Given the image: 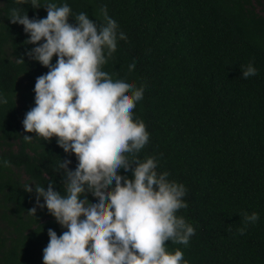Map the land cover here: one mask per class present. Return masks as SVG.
Here are the masks:
<instances>
[{
    "label": "trees",
    "instance_id": "1",
    "mask_svg": "<svg viewBox=\"0 0 264 264\" xmlns=\"http://www.w3.org/2000/svg\"><path fill=\"white\" fill-rule=\"evenodd\" d=\"M46 2L34 8L30 0H0V93L7 98L0 161H9L0 163V264H43L48 229L59 235L61 225L25 186L51 181L63 193L59 164H76L55 136L44 140L21 123L34 106L35 79L48 69L26 55L34 45L9 12L43 18ZM54 2L70 6L69 23L85 12L99 25L105 7L126 32L102 68L144 86L132 112L149 138L135 158L154 157L157 173L185 186L187 207L176 214L195 229L187 245L165 241L166 249H181L188 264H264V0ZM249 63L257 72L244 78ZM132 167L119 172L131 178ZM83 196L92 199L87 188ZM253 212L258 220L246 223L244 213Z\"/></svg>",
    "mask_w": 264,
    "mask_h": 264
},
{
    "label": "clouds",
    "instance_id": "2",
    "mask_svg": "<svg viewBox=\"0 0 264 264\" xmlns=\"http://www.w3.org/2000/svg\"><path fill=\"white\" fill-rule=\"evenodd\" d=\"M30 3L41 7L39 0ZM43 8L46 16L39 19L16 8L9 12L11 22L22 25L27 43L34 45L26 55L48 69L35 79L34 106L21 121L23 129L44 140L55 136L63 151L76 157L71 170V161L59 164L66 177L63 193L55 191L51 181L47 187L25 186V191H35L37 206L46 207L61 225L59 235L48 229L43 264H188L181 249L168 251L164 243L187 245L195 232L176 214L187 207L182 199L186 188L170 181L166 171L157 173L154 157L141 161L134 155L149 138L143 120H134L132 112L144 86L102 68L117 46V34L123 37L126 32L118 29L105 7L99 9V25L85 12L69 23L67 3L58 6L47 0ZM134 63L130 60L129 68ZM256 72L249 63L241 76ZM4 103L7 98L0 93ZM133 162L131 178L121 175L119 169L127 171ZM0 163L8 166L9 161ZM85 188L92 199L84 198ZM29 211L33 214L36 208ZM244 220L255 223L258 214L244 213Z\"/></svg>",
    "mask_w": 264,
    "mask_h": 264
}]
</instances>
